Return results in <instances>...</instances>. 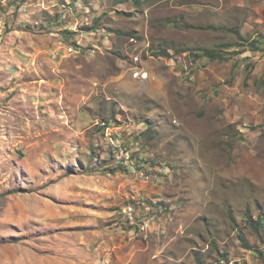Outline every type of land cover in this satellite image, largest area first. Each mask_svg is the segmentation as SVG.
<instances>
[{
	"label": "rangeland",
	"instance_id": "obj_1",
	"mask_svg": "<svg viewBox=\"0 0 264 264\" xmlns=\"http://www.w3.org/2000/svg\"><path fill=\"white\" fill-rule=\"evenodd\" d=\"M194 1L0 0V264H264V71Z\"/></svg>",
	"mask_w": 264,
	"mask_h": 264
},
{
	"label": "crops",
	"instance_id": "obj_2",
	"mask_svg": "<svg viewBox=\"0 0 264 264\" xmlns=\"http://www.w3.org/2000/svg\"><path fill=\"white\" fill-rule=\"evenodd\" d=\"M194 2L186 6L197 13L196 19L199 20L198 23L203 24L207 38L212 39V42L220 47L218 49L236 53L237 60L247 58L248 63L255 65L253 74L258 75L263 72L264 0H195ZM133 5L135 8L139 7L141 0ZM225 41L230 42L231 45H221ZM246 45L245 54L243 50L246 49ZM252 45L254 47H251ZM196 51L197 61L206 63L204 57L198 58L201 50ZM169 52L172 53L173 50ZM242 55L244 58H240ZM216 60L220 61V59L210 61L216 62ZM210 61L208 60L207 63L210 64Z\"/></svg>",
	"mask_w": 264,
	"mask_h": 264
},
{
	"label": "trees",
	"instance_id": "obj_3",
	"mask_svg": "<svg viewBox=\"0 0 264 264\" xmlns=\"http://www.w3.org/2000/svg\"><path fill=\"white\" fill-rule=\"evenodd\" d=\"M131 2L133 4H138L139 0H117L118 4H124ZM199 57H207L209 60H215V59H220L221 60V55L216 51V50H201V55Z\"/></svg>",
	"mask_w": 264,
	"mask_h": 264
},
{
	"label": "built area",
	"instance_id": "obj_4",
	"mask_svg": "<svg viewBox=\"0 0 264 264\" xmlns=\"http://www.w3.org/2000/svg\"><path fill=\"white\" fill-rule=\"evenodd\" d=\"M67 53L71 54L73 52L72 48H68V50L66 51ZM140 73H137L136 76H138ZM142 77H147V74L146 73H142L140 74Z\"/></svg>",
	"mask_w": 264,
	"mask_h": 264
}]
</instances>
